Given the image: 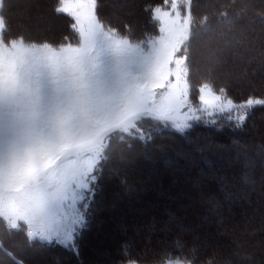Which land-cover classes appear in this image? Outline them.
<instances>
[{"label":"trees","instance_id":"trees-1","mask_svg":"<svg viewBox=\"0 0 264 264\" xmlns=\"http://www.w3.org/2000/svg\"><path fill=\"white\" fill-rule=\"evenodd\" d=\"M46 1L52 9L53 21L61 19L64 23L60 39L69 34L70 18L54 13L56 0ZM160 2L99 0L102 7L98 11L111 26L123 29L125 23L129 24L132 28L129 38L135 41L142 35L158 33V22H152L143 7ZM15 4L16 0H5L2 10L10 28ZM104 10L109 18L103 14ZM238 13L243 18L235 19ZM192 16L190 31L199 39L193 41L194 57L189 61L190 95L197 96L198 87L204 82L212 83L217 91L225 88L236 99L250 93L264 94V0H193ZM31 26L26 23V28ZM51 32L50 28L48 32L37 33L34 39L54 42ZM46 34L49 35L42 37ZM221 37L229 42L227 51L221 50ZM149 136L146 145L132 141L129 135L110 136L106 149L114 143L113 153L100 181L103 203L94 205L96 210L86 214V227L81 229L75 250L57 245L44 255H62L59 264H107L110 257L117 264L129 258L146 264L143 255L147 254L155 258L148 264H164L173 257L192 264H239L241 257H247L248 264H264V258L260 259V253H264V231L253 234L251 227L257 218L264 224V109H258L245 127L239 129L225 116H217L195 121L182 132L164 129ZM188 145H193V149L184 153L185 157L176 156V162L164 167L159 163L149 166L144 161L148 160L145 156L158 157L161 150L171 157L176 148ZM121 157L130 158L131 162L123 163ZM116 162H120L122 171L117 180L108 171L110 164ZM130 179L134 188L123 193L121 182L128 185ZM153 194L157 198L152 201ZM98 217L105 224L96 229ZM168 223L169 230L165 227ZM97 230L100 236H96ZM175 231L178 235L174 236ZM16 236V243L22 244V236ZM12 238L9 240L15 241ZM97 238L111 246L107 253L99 255L103 251L99 250L100 244L93 245ZM11 250L21 255L16 249ZM135 250L138 252L133 254ZM236 252L239 254L235 255ZM44 255L23 258L25 263L31 258L42 264ZM3 260L7 264V258Z\"/></svg>","mask_w":264,"mask_h":264},{"label":"snow or ice","instance_id":"snow-or-ice-1","mask_svg":"<svg viewBox=\"0 0 264 264\" xmlns=\"http://www.w3.org/2000/svg\"><path fill=\"white\" fill-rule=\"evenodd\" d=\"M4 3L5 0H0V148L14 146L27 121L48 107L52 98L49 57L75 55L82 58L92 52L98 57L104 49L136 52L142 58L144 81L140 87L148 96L153 114L140 116L131 124L135 129L129 132L132 141L146 145L151 139L143 131L146 118L171 121L179 132L192 127L189 123L177 122L175 113L187 105L191 88L189 61L194 57L193 41L199 39L189 28L193 20V0L145 4L143 11L152 22H158V33L142 35L135 42L129 39L132 33L129 24L125 23L123 29H119L100 17L98 10L102 5L99 0H56L54 13L70 18L69 34L61 36L58 42L33 40L23 33L13 35L2 14ZM241 18L240 13L235 17ZM198 92L199 101L206 109L221 115L226 113L227 121L238 129L245 127L258 109H264V94L250 93L243 99H236L223 87L217 92L210 82L200 84ZM113 145L110 144L104 150L105 154L89 165L75 187L46 205H37L20 214L0 212V225L4 229L0 232V255L7 258V264H25L24 256H42L57 245L76 249L81 229L86 227V214L96 210L93 206L103 201L100 181L104 179L103 169L111 160ZM128 147L131 149V144ZM121 160L131 162L130 158L121 157ZM121 183L127 187L126 183ZM77 202H80L79 208ZM121 228L126 230L124 225ZM17 234L22 236L23 243H14L12 248L20 256L5 245L6 240ZM127 264H137V261L128 259ZM167 264L188 262L175 259ZM239 264H248V258L241 257Z\"/></svg>","mask_w":264,"mask_h":264},{"label":"rangeland","instance_id":"rangeland-1","mask_svg":"<svg viewBox=\"0 0 264 264\" xmlns=\"http://www.w3.org/2000/svg\"><path fill=\"white\" fill-rule=\"evenodd\" d=\"M181 3H183V0H181ZM104 15H107V18L110 17L108 13L104 10ZM12 19H11V29L13 35L24 33L25 35H30L31 39H34V35L37 33H44L48 32L51 28L52 32L50 33V38H54L58 42V36L59 33L62 32L61 26L64 24L61 19L53 21L52 16L53 12L52 9L49 7V4L46 0H16V4L14 7V12ZM26 23L28 25H32V28H26ZM117 23V22H113ZM51 24V25H50ZM38 25V26H37ZM50 26V28H49ZM54 27V28H52ZM190 28V26H189ZM49 34H46V37ZM39 37V38H42ZM38 38V37H36ZM49 38V37H47ZM130 39V38H129ZM36 40V39H34ZM135 42V41H133ZM105 53V55H101V64L100 66H97L92 76H95V78H87L82 81L76 80V71L79 70L78 65H73L74 60H70L69 56L61 57L62 60L68 61L70 60L71 64L68 62H62V67H64L62 72H59L58 70L52 71L49 73V79L50 81L54 80H60L61 76H64L63 84L66 88V91L64 92V96H67L71 101H74L78 103V109L80 111H83V118L86 120L88 117L89 121L93 122V119L91 116L97 117L98 113L100 116H104L105 109L104 106H111L114 109V117L110 119L111 121L108 122V127L111 126L110 129L103 128L106 127L105 125H101L96 129H87L86 133L83 137H80V140L75 141L74 139H68L64 142H62V137H47L42 144H40L39 141L37 143L40 148L34 147L32 150H29L28 147L20 144L18 141L15 140L14 146L11 145V148L7 147L6 153H9L10 151H15V154L17 155V162L9 164V162H4V165H0V178H8L11 177L12 179L16 178L18 180V183L14 185L16 188H26L23 192L29 193H35V194H49L47 192L53 193V194H59L61 195L65 192H67L70 188L75 187V184L77 180L80 178V175L87 171L89 165L96 161L98 157L105 154L104 150L106 149L110 136L111 137H119L124 135H129V132L135 131L131 127L132 123H135L140 116L150 117L153 112L150 109V101L148 99L147 94L143 91V89L139 86V83L141 84L144 81V66L141 63V56L137 54L136 52H129V53H118L113 54L114 52L111 49H104L102 51ZM95 54H97L95 52ZM74 58V56H71ZM95 59H98L96 55H93ZM49 59L52 60V62L60 61V57H49ZM54 69V68H52ZM79 82V83H78ZM74 83V85H73ZM81 84V85H80ZM88 84V87L86 86ZM90 85V86H89ZM126 86L125 89L127 90L125 93H118L120 88L122 86ZM64 88V89H65ZM215 90V89H214ZM158 92H161L163 90H157ZM218 92V91H217ZM219 94V93H218ZM124 95V96H122ZM194 97H190V96ZM189 92V97L187 101V105L183 106L180 110H178L175 113V119L177 122L181 123H189L192 125L195 121L200 120H207L208 118H213L217 116H225L226 113L221 115L217 111L212 109H206V106L203 105L199 101V92H197V96L195 94H191ZM63 96V95H62ZM111 96L116 100L113 102L114 99H111ZM194 98V99H193ZM192 99V100H191ZM106 104H102V103ZM89 107H93L92 114L85 113V108L88 109ZM110 111V109L108 110ZM79 115V114H77ZM111 116V115H109ZM194 117H199V119H194ZM103 128V129H102ZM125 128L128 130L125 131ZM176 130L174 125L171 121H156L152 118H146L144 121V128L143 131L145 133V136H149L152 132L155 131H161V130ZM185 128L184 130H186ZM183 130V131H184ZM177 131V130H176ZM52 133V130H51ZM52 135V134H50ZM40 138V137H36ZM20 142L25 144V139H21L19 137ZM49 144V145H48ZM48 146L52 147L51 151H48ZM193 145H188V148L185 147L183 149L182 147L176 148L173 155L171 157H168L165 150H161V157H147L148 160H144L145 162L149 163V166H151L154 163L162 164L163 167L165 164H170L172 162H176V156L185 157L184 153H186L189 149H193ZM239 146V144L237 145ZM30 151V153H28ZM200 152L202 150H199ZM28 153V154H27ZM26 155V156H25ZM27 159H23V157ZM41 156V157H40ZM144 159V158H143ZM190 160V159H189ZM117 161H120L117 159ZM12 162V161H11ZM19 162V163H18ZM143 162L142 164L144 165ZM191 162V160H190ZM27 163V164H24ZM120 162H116V164H113L109 166L108 171L112 178L119 179L120 178ZM145 164L148 165V164ZM46 166H45V165ZM25 167H28V169H25ZM51 169V170H50ZM23 170V171H22ZM30 172L28 173L27 171ZM108 171L106 173H108ZM24 172H27L28 178L24 176ZM112 173V174H111ZM26 174V173H25ZM8 175V177H6ZM109 175V174H108ZM143 178H146L145 175L142 176ZM54 183V184H52ZM114 183V182H113ZM134 182L132 179L128 180L127 187L120 186V189L123 191V193H130L131 190L134 188ZM44 187V192H41L36 187ZM55 186V187H53ZM112 187V186H111ZM145 187V186H144ZM1 190V189H0ZM113 191V190H112ZM125 191V192H124ZM10 195L17 200L18 194L16 192H10ZM126 199H128V196L124 194ZM0 211L8 209L7 202L3 199L5 196V191H0ZM46 197V196H45ZM45 197H36L34 200L35 205H41L44 204L42 202V199ZM153 201L154 198H157L156 194H153V196L150 197ZM104 200V199H103ZM124 201V198L122 199ZM27 202L12 206V208H17L22 213L29 210V205L31 204L30 200H25ZM246 200H244L245 202ZM103 203V202H102ZM246 203V202H245ZM45 205V204H44ZM104 206V205H102ZM77 207H80V202H77ZM243 207H241L242 209ZM244 209V208H243ZM17 213L20 214L19 211L13 210L11 213ZM9 214V212L7 213ZM86 220V216H85ZM260 219H255L254 223L251 225L253 228V234H256L257 232L264 231V224H261L259 222ZM105 221L98 217L96 220V229L100 228V226L104 227ZM141 225V221L139 222ZM169 224L165 225V227L169 230ZM161 225V224H160ZM160 225H158L156 228H159ZM162 226V225H161ZM1 232L4 231L3 226L0 225ZM180 229H177L178 232H180ZM222 231H224V227H221ZM177 231H175L174 236L178 235ZM220 234H225L224 232L219 231ZM100 236V231L97 230L96 236ZM249 235V234H248ZM15 241L6 240L5 245L7 247H12L14 243H16L18 236H13ZM98 239V238H97ZM94 242V247L100 244L99 250H103L99 253V255H103L107 253L109 246L107 241H102V239H98ZM100 241V242H98ZM12 249V248H11ZM164 250V249H163ZM85 256H87L86 249L84 250ZM244 251V250H243ZM138 251H133L134 253H137ZM241 254L242 250L240 251ZM98 254V252H97ZM239 254V252H236L235 255ZM247 255V253H245ZM145 259V263H151L155 258L154 255H143ZM239 256V255H238ZM248 256V255H247ZM88 257V256H87ZM237 256H235L236 258ZM112 258V257H110ZM109 258L107 264H117L116 260H111ZM114 258V257H113ZM264 258V253H260V259ZM4 257L0 255V264H5V261L3 260ZM28 259V258H27ZM63 256L60 254L54 255L53 253H49L44 255V259L42 260V264H52V263H62ZM106 259V258H104ZM134 260L135 258H129ZM175 259H181L179 257H173L170 259H167V261L164 264H167L169 260H175ZM29 260V259H28ZM26 261L25 264H36L33 262V260L30 258V262ZM94 261L95 259H90V261ZM96 260H103L102 258H96ZM185 261L184 259H181ZM188 264H192L190 261H186ZM37 264H41L38 262ZM99 264H106V262H101ZM121 264H127V261H122ZM139 264V263H137ZM156 264V263H154ZM162 264V263H158Z\"/></svg>","mask_w":264,"mask_h":264},{"label":"crops","instance_id":"crops-1","mask_svg":"<svg viewBox=\"0 0 264 264\" xmlns=\"http://www.w3.org/2000/svg\"><path fill=\"white\" fill-rule=\"evenodd\" d=\"M113 52H114L113 54L115 55L120 53L117 51H113ZM93 55L97 56L95 52H92L90 55H85L82 58L77 57L75 55H73L74 58L70 56V60L71 61L74 60L72 61L73 65H78L80 68L79 70L76 71V74H77L76 80L82 81L87 78H95L96 75L92 76V74L94 73L93 71H95L97 66H100L101 64L100 56L105 55V53L101 52L100 55L98 56V59H95ZM70 60L65 61V58L64 60H62V58L60 57V61L52 62V60L49 59V67H50L49 73L52 71H56V70H58L59 72H62L64 69V67H62V62H68L69 64H71ZM60 80L62 81H59V78L58 80H54L52 82L50 81V84L52 86V98H51V101L48 107L43 112L33 115L24 125L20 134L16 138V141L28 147L29 150H32L34 147L40 148L41 145L40 146H38L37 144L33 145V143H37V141H39L40 144H42V142L47 137L52 136L54 138H57L61 136L62 142L68 139H74L75 141H77V140H80V137H83L85 135L87 129H96L102 124L106 126L103 128H107V129L111 128V126L108 127V122L111 121L110 119L114 117L115 108H112L110 105L106 107L104 106V109H105L104 116H100L98 113L97 114L98 116L95 117V120H94V117L91 116L93 119V122L89 121L90 117L84 120L82 116L83 111H80V109H78V106H79L78 103L71 101L69 98H67V96H64V92L66 91V88L64 84L62 83L64 80V76H61ZM140 85H141V82L139 83V86H138L139 88H140ZM86 86L88 87V84H86ZM125 87H126L125 85L122 86L118 93H125L127 91ZM111 99H114V98L111 96ZM115 99L113 100V102L116 101ZM102 104L104 105L106 103H102ZM109 109L110 111H108ZM92 110H93V107H89L88 109L85 108V113L90 112L92 114ZM51 130H52V133H51ZM19 137L21 139H25L26 141L25 144L20 142ZM36 137H40V138H36ZM7 147L11 148V145H5L3 148H0V165H4V162H9V164L16 163L18 160L17 155L15 154V151H10L9 153H6ZM51 150H52V147L48 146V151H51ZM28 153H30V151ZM25 156L23 157V159H27L25 158ZM24 164H27V163H24ZM25 169H28V167H25L24 170ZM27 172L29 173L30 170ZM27 172H24L22 174L26 176ZM6 177H8V175H6ZM26 177L28 178L29 176L27 175ZM15 183H18V180L16 178L14 179H12L11 177L0 178V189H1L0 191H5V196L3 197V199L7 202L8 207H9L8 209L0 211V212H3L5 215H7L8 212L11 213V211L13 210H17L20 213H22V211H20L17 208H12V206H17V205L27 202L25 200L31 201V204L28 207L29 209H31L36 206L34 203V200L36 197L46 196L45 198L42 199V202L46 205L47 203L51 202L53 199L61 195V193H59L58 195L53 194L51 193V191L47 192L49 194H44V195L35 194L32 192L26 193V192H23L26 189L25 187L24 188L22 187L21 189L16 188L17 184ZM14 185L16 186L14 187ZM36 188L40 190L41 192H44V187H38L37 185ZM10 192H16L18 194V199L15 200L10 195Z\"/></svg>","mask_w":264,"mask_h":264},{"label":"clouds","instance_id":"clouds-1","mask_svg":"<svg viewBox=\"0 0 264 264\" xmlns=\"http://www.w3.org/2000/svg\"><path fill=\"white\" fill-rule=\"evenodd\" d=\"M221 41H222V48L221 50L222 51H227L228 50V47H229V42L224 40L223 37L220 38Z\"/></svg>","mask_w":264,"mask_h":264}]
</instances>
